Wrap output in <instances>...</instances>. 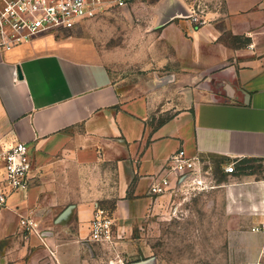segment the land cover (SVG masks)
I'll return each mask as SVG.
<instances>
[{"label": "crops", "instance_id": "0c3cea01", "mask_svg": "<svg viewBox=\"0 0 264 264\" xmlns=\"http://www.w3.org/2000/svg\"><path fill=\"white\" fill-rule=\"evenodd\" d=\"M177 12L120 6L0 53V150L26 141L35 167L0 209V264H198L164 256L163 223L192 217L178 215L188 201L150 187L181 148L264 161V0H225L203 25ZM224 183L233 211L248 209L232 222L264 220V178ZM96 204L113 213L112 243L89 239ZM208 226L189 235L200 264H264V232Z\"/></svg>", "mask_w": 264, "mask_h": 264}, {"label": "built area", "instance_id": "2783aa9c", "mask_svg": "<svg viewBox=\"0 0 264 264\" xmlns=\"http://www.w3.org/2000/svg\"><path fill=\"white\" fill-rule=\"evenodd\" d=\"M106 1L125 6L131 0H0V53L31 41L40 32L72 29L94 16ZM193 19L207 23L206 19L200 21L198 16ZM221 166L229 174L236 172L235 161L221 163ZM34 170L30 143L18 140L0 150V209L8 206L10 197L30 189L35 180ZM214 171L210 157L192 156L181 148L167 158L162 172L152 182L150 192L179 197L178 203L182 204L197 193L221 185ZM173 211L177 212V209ZM21 223L28 230H34L37 225L27 217H22ZM114 226L112 211L96 204L89 223V239L112 243ZM253 230H264V224L254 226Z\"/></svg>", "mask_w": 264, "mask_h": 264}, {"label": "rangeland", "instance_id": "374dc122", "mask_svg": "<svg viewBox=\"0 0 264 264\" xmlns=\"http://www.w3.org/2000/svg\"><path fill=\"white\" fill-rule=\"evenodd\" d=\"M143 1L147 0H131L127 5H125V7H134L138 4H142ZM224 1L225 0H176V5L178 9L177 13L178 15L188 16L192 19L194 23H197L198 25H203L199 21L194 20V16H198L200 21L206 19L208 23L211 20L209 18L210 16H208V13L214 9L223 10ZM119 8L120 6L115 5L110 1H106L103 7L97 10V13L94 16L89 17L85 20L96 18H101L103 20L104 18H109L108 15H110L112 11H117V9ZM129 16L131 15H127V17ZM211 161L214 165L215 177L217 178V181L221 183V185L224 182L226 184L236 182L239 177L242 178L245 176H247L248 178H252V180L255 178H264V161L259 158H249L243 161H236L233 159L218 160L220 161L218 163L220 165L221 163L227 164V162L235 161L237 173H233L232 175H221L220 171L223 172V167H218V164H216V159L214 157H211ZM219 168H221L220 171ZM222 188L225 187H218L215 190L197 193L193 195L188 200V202H185V206L183 204L184 207H180L178 215L182 216L189 213L192 215V217H188L183 220L173 221L172 223H163V229L166 232L164 236V242H166L168 246L171 247L169 249L171 251V254H169L167 250L164 252V256L166 257V259L184 262L185 257L187 256L188 258L190 256L192 257V262L200 264L203 258L199 252L201 244L200 238L193 237L192 239H190L189 235L191 231H193V235L196 234L195 231H199L202 225L204 226L208 224L209 229H216V226H219V229H224L225 232H227L228 229H230L234 225H238L242 228H250L251 230V227L253 229L254 226L264 224V220L256 222L242 220L240 221L241 223L232 222L230 220V215L232 213L238 212L241 215L247 214L248 209L246 206L242 205L240 207L235 208V210L233 211V208L228 204V192L225 191V189L220 190ZM218 189L220 191L216 192V190ZM177 199L180 200L179 197ZM257 208L261 209V211L264 210V206ZM170 212L173 213L174 211H172V209L170 208L165 212V214H168ZM207 220L208 222H206ZM259 232H264V230H261ZM149 240L152 241L151 236ZM185 244L192 245V253L186 254V252H184ZM211 260H216V256L210 255L209 261L211 262ZM227 260L228 257L227 255H225V261Z\"/></svg>", "mask_w": 264, "mask_h": 264}, {"label": "water", "instance_id": "95a60500", "mask_svg": "<svg viewBox=\"0 0 264 264\" xmlns=\"http://www.w3.org/2000/svg\"><path fill=\"white\" fill-rule=\"evenodd\" d=\"M19 73H20V70H19ZM20 76H22V74L20 73Z\"/></svg>", "mask_w": 264, "mask_h": 264}]
</instances>
